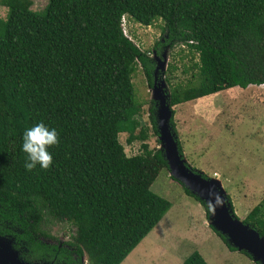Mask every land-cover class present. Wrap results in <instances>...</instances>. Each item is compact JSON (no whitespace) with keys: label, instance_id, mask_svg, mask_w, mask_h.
I'll return each instance as SVG.
<instances>
[{"label":"trees","instance_id":"trees-1","mask_svg":"<svg viewBox=\"0 0 264 264\" xmlns=\"http://www.w3.org/2000/svg\"><path fill=\"white\" fill-rule=\"evenodd\" d=\"M0 6L6 8L0 18V235L12 238L25 261L80 264L84 256L87 264H120L171 206L150 190L167 164L160 148L148 147L132 83L139 65L150 89L155 62L125 33L122 19L143 26L162 21L164 37L151 51L157 56L174 45L196 53L195 81L171 86L164 78L173 107L264 83V0H47L39 11L31 9L32 0H0ZM173 115L174 109V131ZM37 121L56 128L58 142L48 149L47 169L26 171L20 136ZM121 132L127 143L139 141L141 152L127 156ZM181 187L207 216L205 203ZM60 222L72 226L71 238L48 243L53 237L42 226ZM242 222L264 236V198ZM180 264L207 262L193 251Z\"/></svg>","mask_w":264,"mask_h":264},{"label":"rangeland","instance_id":"rangeland-1","mask_svg":"<svg viewBox=\"0 0 264 264\" xmlns=\"http://www.w3.org/2000/svg\"><path fill=\"white\" fill-rule=\"evenodd\" d=\"M46 3L47 0H32L31 9L39 11ZM5 14L6 8L0 6V18ZM122 25L132 41L150 55L164 37L161 20L143 26L124 17ZM166 56L164 78L169 79L171 86L195 81L198 71L193 66L197 60L194 51L185 45H174ZM168 65H172L170 72ZM132 83L134 95L142 105L138 119L149 133L148 147L159 148L157 137L150 131V89L139 65L133 72ZM165 84L167 91L168 83ZM172 109L173 132L181 144L179 153L192 169L222 182L233 215L242 220L264 198V87H234ZM118 138L127 156L141 152L139 141L126 142L127 133H119ZM150 190L166 198L171 206L120 264H180L193 251L199 252L207 264H255L244 253L225 246L208 225L203 207L184 193L181 184L169 176L168 168L158 172ZM42 228L53 237L45 239L47 242L60 244L72 235V226L67 222ZM82 264H87L85 257Z\"/></svg>","mask_w":264,"mask_h":264},{"label":"water","instance_id":"water-1","mask_svg":"<svg viewBox=\"0 0 264 264\" xmlns=\"http://www.w3.org/2000/svg\"><path fill=\"white\" fill-rule=\"evenodd\" d=\"M166 48L159 56L154 51L151 55L155 66L150 97L155 107L154 117L159 148L166 161L169 176L205 203L208 209V225L224 236L229 245L237 251L247 253L253 262L264 264V236L259 235L254 228L233 215L223 184L218 178L206 177L201 173L202 171L192 169L178 151L176 137L170 124L172 106L168 101L169 92L165 90ZM209 190L216 193V199L212 203L206 195ZM12 243V238L0 235V264H51L25 261Z\"/></svg>","mask_w":264,"mask_h":264},{"label":"clouds","instance_id":"clouds-1","mask_svg":"<svg viewBox=\"0 0 264 264\" xmlns=\"http://www.w3.org/2000/svg\"><path fill=\"white\" fill-rule=\"evenodd\" d=\"M20 141V151L24 153L23 167L26 171L35 168L45 170L50 166L52 154L48 149L58 142L56 128L37 121L23 130ZM206 195L210 203L216 199V193L211 190Z\"/></svg>","mask_w":264,"mask_h":264},{"label":"flooded vegetation","instance_id":"flooded-vegetation-1","mask_svg":"<svg viewBox=\"0 0 264 264\" xmlns=\"http://www.w3.org/2000/svg\"><path fill=\"white\" fill-rule=\"evenodd\" d=\"M48 243L55 244V243H54V241H51V240H48ZM63 243H65V242H63ZM59 245H62V243H60ZM73 257H74V259L76 260V257H75V255H73ZM80 262H81V261H80ZM80 264H82V262H81Z\"/></svg>","mask_w":264,"mask_h":264},{"label":"crops","instance_id":"crops-1","mask_svg":"<svg viewBox=\"0 0 264 264\" xmlns=\"http://www.w3.org/2000/svg\"><path fill=\"white\" fill-rule=\"evenodd\" d=\"M212 95H213V94H211V95H209V96H212ZM209 96H208V97H209ZM203 98H206V97H203ZM203 98H199V99H203ZM199 99H196V100H199Z\"/></svg>","mask_w":264,"mask_h":264},{"label":"built area","instance_id":"built-area-1","mask_svg":"<svg viewBox=\"0 0 264 264\" xmlns=\"http://www.w3.org/2000/svg\"><path fill=\"white\" fill-rule=\"evenodd\" d=\"M259 86H262V87H264V83H263V84H260Z\"/></svg>","mask_w":264,"mask_h":264}]
</instances>
